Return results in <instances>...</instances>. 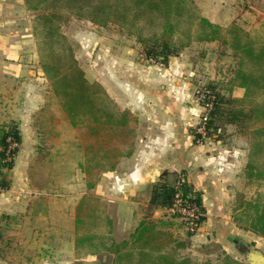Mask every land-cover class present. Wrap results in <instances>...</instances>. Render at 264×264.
<instances>
[{"label": "rangeland", "instance_id": "obj_1", "mask_svg": "<svg viewBox=\"0 0 264 264\" xmlns=\"http://www.w3.org/2000/svg\"><path fill=\"white\" fill-rule=\"evenodd\" d=\"M0 2L10 5L0 11V31H8L10 34L9 40H6L8 47L12 48V44L19 49L23 47L24 55L19 56L17 60L27 64L36 63L37 57L30 55L33 52L27 50L31 43V12L21 8V0ZM194 2L203 16L221 26L226 27L236 22L251 32L263 29L264 0H194ZM62 31L71 43L76 62L87 80L98 82L105 67L110 80L116 79L119 74L125 81H135L134 85L138 88L134 95L131 93L133 97L127 102L134 111L125 109L130 114L131 125L134 129L143 128L144 140H147V143H152V137L157 134L156 138H159L163 127L167 140H172V144L175 145L170 148L173 150L169 152V159H176L174 157L178 154V149L182 150L181 156L189 158L192 156L188 150L196 146L200 148L198 151L200 153L217 150L219 156L223 155L218 153L219 149H225L219 146L220 143L236 145L246 143V139L236 135L224 118L216 119L213 124L215 127L207 126V134L204 137L197 132L198 116L202 112L198 100L201 91L211 90L214 98L216 93L224 98L232 96L231 92L225 90L228 71L234 62L227 45L216 41L192 43L180 49L176 56H170L167 62H163L145 56L142 47L133 38L127 37L114 26L101 27L90 21L71 17L62 25ZM161 63L167 64L164 66ZM39 78L36 83L26 79L24 86H20L23 82L21 79L0 72V152L5 150L4 155H0V260L5 255L4 251L6 252V241H10L9 238L15 240L16 237L17 230L8 231L7 225H15L18 221L16 203L19 193L22 196L25 193L28 197L30 191L39 190L40 193H51V207L56 208L55 213L50 216V226L56 228V236L52 235L53 230L51 235H47L45 230L42 231L45 233L42 235L43 242H40L39 263L68 264L67 243L64 240L68 239L70 233L68 219L70 215L64 216L59 212V208L65 205L70 209V205L79 200L81 193L90 191L86 188L84 173L79 166L83 161L81 146L83 136L80 134L81 127H70L69 121L54 110L48 82L43 75ZM146 78L150 84L146 83ZM160 84L163 87H160ZM141 94L147 95L153 103H148V106L143 102ZM56 123L59 124L58 127L54 126ZM11 128H16L19 132V142L8 136L6 138L8 145L4 149L1 143L2 134ZM213 146L216 148H212ZM210 168L209 180L219 179L228 197L215 198L213 188L208 193L210 196L205 200V205L199 200L201 204L198 206L201 212L199 228L191 233L180 216L170 210L173 203L172 195L165 214L169 218L167 222L174 234V244H177L174 254L188 256L196 262L209 260L215 263L218 257L226 252L244 261L241 252L243 254L247 251L245 244L260 249L264 254V238L244 228L243 223L238 225L235 221V216L244 217L245 214L242 212L247 207L248 211H251L255 203L264 205L261 184L249 179L244 159L231 165L220 157ZM176 174L167 175L168 182L165 184L184 186L188 196L201 199L199 191H195L193 185L185 180L188 171L186 170L185 174L181 172ZM51 177L56 181L55 184L48 182ZM70 177H73L71 188L64 182ZM181 178H184V183L180 184ZM70 189L73 199L65 200L62 196L69 194ZM54 193L57 194L56 197ZM157 202H160V198L154 203ZM11 205L12 207H9ZM204 206L208 208L207 211ZM7 208L14 209L12 215L6 213ZM46 220H42V223L49 226ZM204 225L209 227V231ZM113 231L112 228L111 235L116 240L121 239L118 229ZM43 245H46V251L43 250ZM9 248L15 255L16 246L10 244ZM28 249L31 251V247ZM69 264L113 263L112 255L103 252L74 260Z\"/></svg>", "mask_w": 264, "mask_h": 264}, {"label": "trees", "instance_id": "obj_2", "mask_svg": "<svg viewBox=\"0 0 264 264\" xmlns=\"http://www.w3.org/2000/svg\"><path fill=\"white\" fill-rule=\"evenodd\" d=\"M22 2L32 14L30 27L37 64L52 93V106L70 127H81L83 161L79 166L86 188L91 189L101 172L113 169L119 157L130 152L134 127L129 112L119 109L100 83L87 80L78 66L71 43L62 31V25L71 17L101 27H116L155 61L166 62L192 43L216 41L227 45L234 62L225 90L230 93L233 87H239L243 95L224 98L216 93L208 127H215V120L224 118L236 135L246 139L245 171L264 192V26L254 32L236 22L221 26L203 16L194 0ZM18 134L16 128L3 132L4 149L8 136L19 142ZM183 187L179 189L187 195ZM176 188L162 184L154 190L152 200L160 198L162 206H169ZM193 200L201 206L199 198ZM100 206L101 202L91 195L78 201L74 216L75 257L107 252L113 264H247L244 257L241 261L226 252L215 263L177 256L172 234L157 228L151 220H141L126 239L115 242L110 220ZM242 213L244 217L235 216L236 223H243L244 228L264 238V205L255 203L251 211L247 207Z\"/></svg>", "mask_w": 264, "mask_h": 264}, {"label": "crops", "instance_id": "obj_3", "mask_svg": "<svg viewBox=\"0 0 264 264\" xmlns=\"http://www.w3.org/2000/svg\"><path fill=\"white\" fill-rule=\"evenodd\" d=\"M20 3L21 8L26 10L23 2ZM9 6L10 5L4 2H0V11ZM11 6L13 5L11 4ZM15 7L18 8L17 5H15ZM1 18H3V16H1ZM9 37L10 34L8 31H0V41H2V44H0V60L2 62L0 64V72L21 79L23 82L20 86H24L26 79H29L32 83H36L35 81L40 79L39 76L43 75L39 65L37 62L27 64V62L17 60L19 56L24 55L23 53L25 50L23 47H21V49L17 48L14 44L11 45L12 48L8 47L6 40H9ZM30 38L31 43H29L30 45L27 50L32 51L33 54L31 53L30 55H35L36 57L31 33ZM166 64L164 63L162 65L165 66ZM103 69V75L98 79V83H100L110 98H112L121 110L127 109L131 112L134 111L131 108V105L127 104V102H130L129 98L133 97L131 93L134 95V91L138 88L134 85L135 81H125L124 77L119 74H117L116 79L112 78L113 80H110L109 76L106 74V68L103 67ZM146 79V83L150 84L148 78ZM160 87H163L162 84H160ZM126 93L128 97L126 96ZM231 93L234 97H241L243 95V89L233 87ZM142 97L144 98L143 102H146L148 106V103H153L152 99L150 98L149 100L147 95L144 94ZM161 128L162 131L159 133L160 137L156 138L158 134L153 136L151 140L152 143H147V140H144L143 128L136 127V129H133L130 152L119 157L113 169L101 172L95 185L89 189L90 191L81 193L80 198L84 195H91L101 202L100 208L110 220L111 232L112 228L114 230L113 232H115V229H118L121 235V239L119 240H116L115 237L112 236L115 242H120L121 240L126 239L128 235L134 231L141 220L153 221L157 228L170 232L174 238L173 231L169 227L170 224L167 222L169 218L165 214L167 206H162L160 202L154 203L152 200L154 190L157 189V186L168 182L166 180L167 175H174L177 172L185 174V171L187 170L188 175H186L185 178L186 182L193 185L195 191H199L201 194V199L199 200L205 205V200L210 196L208 193L212 191L213 188L214 190L212 192L215 193V198L224 199L225 197H228L227 194H225L226 190L222 187L219 179L217 180V178H215L214 180H209L211 172L210 166L212 163L216 164L220 157H223V159L231 165L238 161L242 162L243 159L245 160L246 143L243 145H236L234 143L219 144L220 139H218L217 142L219 146H222L225 149H219L218 153H223V155L220 154L218 156L216 153L217 150L200 153L198 152L200 151V148L196 146L188 150L191 152V158L188 156L184 157V155L181 156L180 154L182 153V150L178 149V154L174 157L176 159H169V152L173 150L170 148H173L175 145L172 144V140H167L165 130L163 131L164 128ZM214 147L215 146L212 148ZM215 168L217 169V167H214V169ZM72 180L73 177H70L66 178L64 182L65 184L68 183V187L71 188L73 187V184H71ZM48 182L56 183L52 177ZM30 193L31 194L28 197L25 196V193L23 196L19 193V196L17 197L16 214L18 221L15 225H7L8 231L14 229L17 230L16 237L15 240L14 238H9L10 241H6V252L4 251L5 255L1 258L0 264H40V261L38 260L40 255L38 252L41 250V248L39 249L40 242H43L44 240L42 235L45 233H42V231L45 230L46 233H48L47 235H49L51 230H53L52 235L56 236V228L50 226V216L52 213H55L56 210L55 207H53L54 209L51 207V193H40L39 190L38 192L35 190L30 191ZM56 195L57 194L54 193V197H56ZM72 195V190L70 189L69 194L66 193L62 197H64L65 200L68 198L69 201H71L73 199ZM78 201H76L75 204L72 201L73 205H70V209H67L65 205L59 208V212L64 216L70 215V218H68L70 219V233L68 239L64 240L67 243V253L69 256L68 264L74 260L84 258L75 257L74 255V216ZM9 207H12V205ZM204 207L205 210L208 209L206 206ZM12 211H14V209L10 210L7 208L6 213L12 215ZM42 220H46V224H49V226H45L42 223ZM204 226V228L209 231V227H207V225ZM10 244L15 245L17 248L15 255L13 254L12 249L9 248ZM28 247H31V251ZM35 248L38 250L36 251ZM44 249L46 251V245H43V250ZM233 257L237 258V256L234 255Z\"/></svg>", "mask_w": 264, "mask_h": 264}, {"label": "built area", "instance_id": "obj_4", "mask_svg": "<svg viewBox=\"0 0 264 264\" xmlns=\"http://www.w3.org/2000/svg\"><path fill=\"white\" fill-rule=\"evenodd\" d=\"M198 100L201 103L202 112L198 116V128L197 132L204 137L208 130V121L210 118V112L213 106L214 95L211 90H203L199 94ZM181 183H184V178H181ZM179 184V185H180ZM173 203H171L170 210L172 213H176L180 216L187 229L194 233L199 228V223L201 219V212L198 205L193 200V197L184 195L179 186L173 193Z\"/></svg>", "mask_w": 264, "mask_h": 264}, {"label": "water", "instance_id": "obj_5", "mask_svg": "<svg viewBox=\"0 0 264 264\" xmlns=\"http://www.w3.org/2000/svg\"><path fill=\"white\" fill-rule=\"evenodd\" d=\"M243 256L247 264H264V254L260 249L255 247L246 248Z\"/></svg>", "mask_w": 264, "mask_h": 264}]
</instances>
